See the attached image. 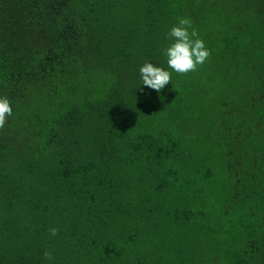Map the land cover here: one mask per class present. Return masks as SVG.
I'll use <instances>...</instances> for the list:
<instances>
[{
    "label": "trees",
    "instance_id": "obj_1",
    "mask_svg": "<svg viewBox=\"0 0 264 264\" xmlns=\"http://www.w3.org/2000/svg\"><path fill=\"white\" fill-rule=\"evenodd\" d=\"M0 97V264H264V0H0Z\"/></svg>",
    "mask_w": 264,
    "mask_h": 264
},
{
    "label": "clouds",
    "instance_id": "obj_2",
    "mask_svg": "<svg viewBox=\"0 0 264 264\" xmlns=\"http://www.w3.org/2000/svg\"><path fill=\"white\" fill-rule=\"evenodd\" d=\"M190 29L191 31H189ZM168 38L173 43L164 50L167 56V65L178 74L195 72L198 66L203 65L211 55L210 50L205 46V42L199 37L198 31L193 27L190 18H178V23L170 29ZM139 72L144 86L139 89L140 93H143L144 89L147 88L160 94L171 82L169 71L150 62H145L140 67ZM12 111L8 98L0 97V129L4 128L7 118L12 115ZM49 231L52 236L58 234V229L55 227ZM43 255L45 260L51 261L53 259L51 251H45Z\"/></svg>",
    "mask_w": 264,
    "mask_h": 264
}]
</instances>
